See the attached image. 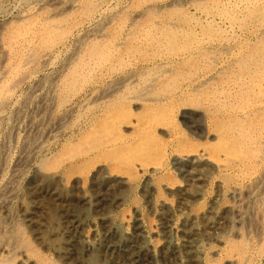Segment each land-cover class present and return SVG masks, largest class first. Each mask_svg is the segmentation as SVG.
<instances>
[{
    "label": "bare ground",
    "instance_id": "obj_1",
    "mask_svg": "<svg viewBox=\"0 0 264 264\" xmlns=\"http://www.w3.org/2000/svg\"><path fill=\"white\" fill-rule=\"evenodd\" d=\"M7 1L9 3L10 0H0V13L6 10L5 12L11 16V19L4 22L7 26L5 32L0 31V264H205L209 257L218 255L222 247L224 250L228 248V251L234 249L238 255V258L235 256L227 258L225 264H246L251 260L249 254H245V249L252 251L256 242L259 251H254L260 252L261 256L264 254V240H259L264 233L261 221L264 217V181L263 172L260 171L262 159L260 151L264 148V98H257L255 89L250 87L261 83V81L256 83V69L247 68L245 72L241 69L245 58L234 52L235 45H231L230 38H215V35L211 34V31L209 33L206 28L187 29L178 24L179 20L173 17L174 13L169 12L177 2L173 5L170 3L171 8H166L165 3L160 4L159 6L167 13L164 12L163 17H157L153 7L158 6L155 3L162 0H136L134 4V1H131L132 3L128 4L130 8L140 10L136 13L133 11L135 15L132 14L133 17L128 21L125 17L127 14H123L124 17L121 16L119 19L116 18V13L112 17L101 19L108 0H12L10 8H7ZM146 2L153 4L148 3L149 7L143 6L145 9H141ZM190 2L207 17H213L214 14L221 16L224 9L219 10L216 4L212 5L214 8L211 9L212 6H208L207 1ZM218 2L236 8L244 3L247 5L250 1L218 0ZM246 16H254V10ZM106 18L108 20H105ZM234 21H229L231 27ZM110 22L113 23L109 26ZM124 27L128 29L122 37L125 36L123 38L131 43L133 40L136 42V45L129 49L130 45L123 42L125 39L116 41L117 38H122L119 35ZM250 28L253 29L251 26ZM181 33H184L185 42L177 50L175 45L179 43L180 40L177 39ZM263 34L264 17L258 22L254 38L258 39ZM70 36H74L71 40L73 51H69V55L62 60L63 63L58 62L60 66L59 69L56 68L58 66L55 67L58 69L54 73L55 79L52 82L48 79L50 85L46 86L42 74L56 64L57 50L61 45H65L64 42L70 39ZM122 42L126 45L123 49L124 54L133 50L138 53L143 45L148 46L150 43L149 47L154 57L160 56L158 50L163 47L161 49L177 50V53L172 55L185 62L192 58L194 60L202 50L208 54L227 53L233 56L234 69L228 70L232 85L227 86L229 89L227 88L226 92L238 87L240 90H234L233 93L240 94V97L242 93H245L242 97L251 92L255 94H251L250 100L236 108L237 112L233 115L235 118L228 119L234 123H231V127L237 129L240 134L238 137L252 148L249 155L241 158L234 168L236 173H239V178L233 179L231 184L213 195L205 209L195 212H190V209L198 203L201 196L203 197L199 184L197 188L181 183L164 184L161 190L166 195L175 196L174 202L166 198H154L155 186L151 184L150 190L145 194L142 192L146 197L148 216L151 217V220H148L136 204L131 205L126 219L123 215H115L124 197L117 193L118 191H108L104 188L97 189L93 194L82 189L72 203L63 200L59 203L53 201L56 204L54 208L44 207L37 200V197L44 193L43 179H39L41 176L37 174L36 177L34 173L26 182V189L24 187L29 207L24 205L16 207V199L21 190L20 179L30 168L36 170L35 172L39 170L40 164L35 160L37 152L49 150L50 141L54 140L57 131L74 115V105L71 103H74L75 94L84 84L93 80L98 71L111 74L120 68L124 54V57L122 55L116 62L108 60L112 58L113 46ZM137 42H142V45ZM247 44L243 42L242 47ZM250 48L248 52L252 50ZM253 53L246 55L251 56ZM127 56L125 59L129 62ZM195 74L197 77L201 76L199 72ZM190 78L185 87L194 83ZM262 79L264 83V76ZM135 81V75L131 76V73L117 76L116 80L112 83L110 81L111 84L102 90L101 95L98 93L86 97L83 95L85 98L81 100L79 110L84 112L89 104L101 98L105 99ZM142 81L136 90L127 88L126 91L130 94L128 99L140 98V101L145 102L152 100L148 96L151 80ZM192 87L191 89L197 88L195 83ZM134 93L137 95H133ZM3 125L4 129L1 132ZM198 155L201 160H206V152L202 151ZM215 166L220 169L225 167L219 161ZM45 167L46 165L43 166ZM159 170L161 168L158 167L150 169ZM183 173L192 176L187 170ZM217 184L223 188L222 181ZM258 195H263L261 204L259 199L257 201ZM17 201L19 203V200ZM249 233L256 236V240L251 237L248 242L247 238L251 236Z\"/></svg>",
    "mask_w": 264,
    "mask_h": 264
},
{
    "label": "rangeland",
    "instance_id": "obj_2",
    "mask_svg": "<svg viewBox=\"0 0 264 264\" xmlns=\"http://www.w3.org/2000/svg\"><path fill=\"white\" fill-rule=\"evenodd\" d=\"M11 1L12 0H10L9 3L8 1L6 2L7 8H10ZM131 1H134V4L136 0H108L105 10L103 11V13L105 12V16L103 15L101 19L104 17H112V15H115L116 13V18L121 16V18H123V14H127L125 17L129 21L133 15L140 10V8H130V5L128 4L132 3ZM205 1L209 4L208 6H214L216 4L219 10L224 8L222 9V15L214 14L213 17H207L205 14L199 12V10L191 4L190 0H162V2L155 3L158 6H151L154 9V14L158 15L157 17H163L165 15L164 12L166 11L159 5L165 3L166 8H171L170 3L173 5L174 2H177L174 3V5H176L173 7L176 8L177 11L171 8L169 12L175 14H173V17L177 21L179 20L178 24H182V26L187 29H193L194 27L198 29L206 28L209 33L211 31V34L215 35V38H230L229 40L232 42L231 45H235L234 52L238 54L239 57L244 56L245 58L244 66L241 67V69L244 72L249 68L256 69V83L259 81H261V83L259 82L258 85L250 87L255 89L254 93L257 98H264V83L263 79L261 80L264 76V34L258 39L254 38V31L257 28L258 22L264 17V0H248V2H250L247 5L244 3L236 8L234 6H225L223 3L221 5L218 0H209L210 2L208 0H201L202 3H205ZM197 2L200 3V0H197ZM148 3L153 4V2H146L141 6V9L145 6L149 7L150 4L148 5ZM131 6L133 5L131 4ZM213 6L211 9L214 8ZM253 10L254 16H246ZM5 11L4 13H0L1 33L5 32L7 29L5 28L7 27L6 23L4 24V22L7 21L6 19H11L10 13L7 14ZM175 11L177 13H175ZM233 19H235V21ZM105 20H108V18ZM229 21H234L232 27ZM112 23L113 22H110L109 26ZM85 24L86 23H84V25ZM250 26L253 29H251ZM127 29L128 28L124 27V30L119 37H122ZM74 36H70V39L64 42L65 45H61L57 50L59 55L57 54L56 64L47 68L48 70L46 69L47 71L45 70V72H43L45 73L42 74L43 81H46L44 82L46 86L50 85V82L55 79L56 74L54 73L57 72L60 66L58 62L63 63L64 59L69 55V51H73V41L71 40ZM123 37L121 39L117 38L116 41L124 40L125 38ZM177 40H180L179 43L175 45V48L178 50L180 46L182 47L184 45V33H181ZM123 42H125L126 45H130L128 49L131 48V46L136 45L134 40L132 43L126 39ZM123 42L113 46L112 58L111 60H108L109 62H116L121 59L124 54L123 49L126 47ZM126 42H128V44ZM224 42L227 43V41ZM243 42L248 44L242 47ZM139 43L141 44L142 42ZM149 46L150 43L148 46L143 45L141 51L139 50L140 52L138 51V53L134 50L133 52L130 51L131 53L126 52L124 54L125 57L123 55L124 60L122 58L118 71L111 74H103L102 71H98L93 80L84 84L75 94L76 96H74L73 99L74 103H71V105H74V115L66 122L67 124L65 123L61 129L57 131L55 138H53L54 140L50 141L49 150L37 152L35 160L40 164L38 167L39 170L37 169L38 171L35 172L36 170L34 171L30 168L20 179L19 183L21 185V190L16 199V207L17 205L18 207H23L22 205L29 207L27 206L29 205V201L24 193L26 182L32 175H34V173H36V177L38 174L42 177H39V179H43L42 190L44 193L43 195H40L41 197H37V200L44 207L54 208L56 205L55 202L59 203L60 201L62 202V200L70 201V203H72L78 197L82 189L87 190L91 194L97 191V189H108V191H118L117 193H120L124 197V201L120 209L116 211L115 215H123L124 219H126L128 217L127 215L130 213L131 205L136 204L140 207L142 214H144L148 220H151V217L148 216L146 197L142 192L145 194V192L150 190L152 185L155 186L154 198H166L167 200L170 199L174 202L175 196L166 195V193L161 190L164 184L170 185L181 183L185 185L188 184V186H193L194 188L195 186L197 188L199 184L200 188H198L203 192V197L201 196V199L197 201L198 203H195L190 209V212H195L205 209L213 195L215 196L221 191V189L223 190L227 185L231 184L233 179L235 180L236 178H239V173H236L234 168H236V165L241 158H245L249 155L252 148L245 145V142L238 137L240 134H238L237 129L231 127L234 123L228 119L235 118L233 115L237 112L236 108L247 100H250V95L253 93L251 92L245 97H242L245 95V93H242L240 97V94L237 95L236 93H233L234 90H240L238 87H236V89L234 88V90L232 88V91L226 92L227 88L229 89L232 85L229 80V72L234 69L232 65L233 56L230 54L228 55L227 53L212 54L210 52L208 54L207 51L205 52V50H202L197 54V59L195 58L193 60L192 58L190 61L188 59V61L185 62L178 57H175V55H172V53H177V50L161 49L163 47L158 50L160 51L159 55L161 57H154L153 51ZM249 48L252 49L250 52H248ZM121 49L123 52L120 51ZM169 52L171 54H169ZM252 52H254L253 55L247 56ZM126 56L130 59L129 62H126L128 61L125 59ZM169 68L172 71H170ZM196 72L201 73V76L197 77V74H195ZM124 73H131V76L135 75L136 81L125 86V89H121V91H117L112 95L107 96L105 99L101 98L95 103L89 104L84 112L79 110L83 98L92 94L97 95V93L101 95L102 90L104 91L112 81L117 79V76L119 77ZM151 75H153V77ZM205 75H207L206 78L204 77ZM160 77L163 78L161 79ZM142 78L144 80H151V88L148 91V96H150L152 100L145 102L142 100L140 101V98L139 100H137V98L128 99L127 97L130 94L127 93V88L130 87L132 90H136L137 85H140L143 82ZM151 78L155 79L152 80ZM189 78L190 80H194L195 87L197 86L196 89H191L193 88L192 86L194 83L188 85V88L184 86L187 81H189ZM172 94L174 95L172 96ZM133 95H137V93H134ZM165 96H167V98H165ZM1 129L2 132L4 125ZM261 150L262 159L260 171H262L263 174L262 172L259 173L262 174L264 181V148ZM202 151L207 153L206 160H201L197 157ZM39 159L40 161H38ZM217 161L223 163L225 167L221 169L216 168L215 164ZM42 163H45V168H43L45 165ZM156 167L159 169L161 168V170L150 171V169ZM232 168L235 171L232 170ZM184 170L189 171L192 176L187 174L184 175ZM146 171L148 172L146 173ZM235 174L237 175L235 176ZM221 181L223 182V188L217 184ZM201 182L203 183L201 184ZM50 191H53L54 193L51 194ZM263 195L257 196V201L259 199L260 204L262 203L261 198L263 199ZM17 200H19V203ZM223 200L224 198L221 199L222 202ZM261 221L264 225V217L261 218ZM249 235L251 236H248V242H250L251 237H254L252 233H249ZM262 235L259 240H264V233ZM255 237L254 239L256 240ZM256 244L252 251L245 249V254H249L251 260L247 261L246 264H264V254L261 256L260 252H256L257 250L259 251L257 247L258 245ZM222 248L219 253L220 255L218 254L211 258L209 257L205 264H225V260L231 256L238 258L236 250L233 249L228 251V248L225 250Z\"/></svg>",
    "mask_w": 264,
    "mask_h": 264
}]
</instances>
